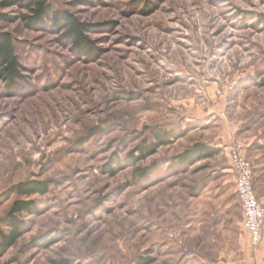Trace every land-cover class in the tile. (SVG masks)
I'll return each instance as SVG.
<instances>
[{
    "label": "rangeland",
    "instance_id": "1",
    "mask_svg": "<svg viewBox=\"0 0 264 264\" xmlns=\"http://www.w3.org/2000/svg\"><path fill=\"white\" fill-rule=\"evenodd\" d=\"M50 3L90 26L96 50L0 8L25 82L0 76V232L15 202L35 204L0 264L168 260L165 247L192 241L188 230L207 240L225 216L237 147L264 194V0ZM196 144L214 154L178 163ZM34 180L48 192L16 190Z\"/></svg>",
    "mask_w": 264,
    "mask_h": 264
},
{
    "label": "trees",
    "instance_id": "2",
    "mask_svg": "<svg viewBox=\"0 0 264 264\" xmlns=\"http://www.w3.org/2000/svg\"><path fill=\"white\" fill-rule=\"evenodd\" d=\"M17 7L27 14L22 15L24 24L28 27H38L39 29H48L55 31H63L62 37L71 42L75 49L95 53L94 43L86 36L89 25L79 21L73 14L60 9L55 10L50 0H4L0 2V8ZM22 67L18 54L15 51L14 39L8 32H0V76L5 80L9 87L16 89L22 88L25 84L21 74ZM158 138L162 144L170 141L169 133H158ZM155 146L149 145L140 151H146L147 154H153ZM214 152L203 145L196 144L192 150L185 152L179 156L178 163L182 164L194 160L195 157H207L213 155ZM16 190L26 197L34 196V194H46L48 185L41 181H32L20 183ZM35 210L33 201L20 200L14 203L10 209L5 223L10 229L9 232H0V254L7 251L8 248L16 244V241L27 230L25 222L19 218L23 212L32 213ZM145 261L139 264H148Z\"/></svg>",
    "mask_w": 264,
    "mask_h": 264
},
{
    "label": "crops",
    "instance_id": "3",
    "mask_svg": "<svg viewBox=\"0 0 264 264\" xmlns=\"http://www.w3.org/2000/svg\"><path fill=\"white\" fill-rule=\"evenodd\" d=\"M231 169L235 177L234 191L230 193L229 199H225V216L216 218L214 220L215 227L207 229L208 239L206 240L203 237L204 229L188 230L184 237H189L192 241L180 246L165 247L167 252H172V254L168 255L169 259L163 261L153 260V262L148 264H264V240L258 251L254 252L251 248L250 236L244 229L243 207L238 221L230 217L231 196H238L236 192V171L232 163ZM254 176L256 191H258L259 197L263 202V185H261L260 179H256V172ZM175 252L176 254H173Z\"/></svg>",
    "mask_w": 264,
    "mask_h": 264
},
{
    "label": "built area",
    "instance_id": "4",
    "mask_svg": "<svg viewBox=\"0 0 264 264\" xmlns=\"http://www.w3.org/2000/svg\"><path fill=\"white\" fill-rule=\"evenodd\" d=\"M231 163L236 171V192L243 207L244 229L250 236L251 248L256 252L264 240V203L255 188L254 165L239 147L232 151Z\"/></svg>",
    "mask_w": 264,
    "mask_h": 264
}]
</instances>
